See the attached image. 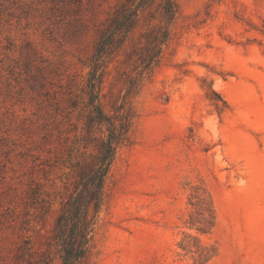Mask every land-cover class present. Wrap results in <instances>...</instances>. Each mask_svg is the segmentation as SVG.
I'll return each mask as SVG.
<instances>
[{"label":"rangeland","instance_id":"obj_1","mask_svg":"<svg viewBox=\"0 0 264 264\" xmlns=\"http://www.w3.org/2000/svg\"><path fill=\"white\" fill-rule=\"evenodd\" d=\"M120 1L0 0V264H63L57 221L106 137L88 73ZM174 1L151 77L144 19L103 57V109L126 101L135 119L90 210L86 264H199L205 247L207 264H264V0ZM204 197L209 234L190 229Z\"/></svg>","mask_w":264,"mask_h":264},{"label":"trees","instance_id":"obj_2","mask_svg":"<svg viewBox=\"0 0 264 264\" xmlns=\"http://www.w3.org/2000/svg\"><path fill=\"white\" fill-rule=\"evenodd\" d=\"M156 7L153 10V7ZM179 9L174 0H122L110 12L100 37V43L90 65L85 93L92 108L91 121L104 127L106 137L100 147L97 161L91 172L85 173L78 170L81 177L80 185L83 189L69 204L66 214L63 213L56 225L60 234L68 232L63 242V264H86L92 234L95 227L96 215L89 218L91 209L97 214L103 204V187L116 158L119 148L130 141V133L134 124L135 114L132 108L124 101L120 106L112 107L113 113L108 114L103 109L100 101L104 84V70L102 60L107 50L115 45L118 47L127 36L138 28L142 20L150 23L149 28L141 33L142 45L139 56V68L142 77L149 78L162 60L164 46L167 45L171 27L173 26ZM159 20V25L151 23ZM136 84V83H135ZM132 88V87H131ZM131 88L126 94L130 95ZM223 107L227 103L223 101ZM219 112L222 108L217 106ZM201 219L190 224L191 230L201 234H209L215 226V214L212 202L205 197L199 200ZM184 250L192 252L189 245L183 246ZM199 264H207L215 255L207 248L196 251Z\"/></svg>","mask_w":264,"mask_h":264}]
</instances>
